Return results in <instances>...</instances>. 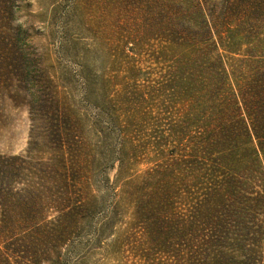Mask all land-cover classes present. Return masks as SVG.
I'll return each mask as SVG.
<instances>
[{"label":"rangeland","instance_id":"374dc122","mask_svg":"<svg viewBox=\"0 0 264 264\" xmlns=\"http://www.w3.org/2000/svg\"><path fill=\"white\" fill-rule=\"evenodd\" d=\"M205 2V18L221 17ZM144 8L137 16L115 0H0V156L24 158L30 142L54 146L39 141L54 106L43 102L48 94L72 116L82 149L102 156L91 192L119 213L101 241L63 250L64 264H184L191 251L209 254L198 242L210 234L201 205L234 176L200 149L217 131V113L233 108L243 56L216 48L209 61L206 41L168 28L175 12ZM241 180L251 199L262 198L245 217H228L227 235L209 248L229 264H264L253 236L264 232V181Z\"/></svg>","mask_w":264,"mask_h":264},{"label":"trees","instance_id":"16d2710c","mask_svg":"<svg viewBox=\"0 0 264 264\" xmlns=\"http://www.w3.org/2000/svg\"><path fill=\"white\" fill-rule=\"evenodd\" d=\"M115 1L137 16L139 10L145 15V6L159 8L161 15L168 10L175 12L176 16L167 22L168 28L176 35L206 41L209 61L216 48L243 56L238 61L233 108L230 110L225 104L217 113L212 128L217 131L200 149L234 176L226 179L222 191H214L201 205L199 222L210 234L207 239L198 238V242L209 249V254L191 251L190 258L184 261V264H229L228 258L213 254L209 243H215V237L220 241L227 235L228 217H245L262 198L258 195L251 199L241 179L264 181V39L261 40L264 0H214L221 14L215 18L203 16L205 0H171L166 5L163 0ZM179 14L194 16L184 21L177 18ZM49 99L44 94L43 102L54 106L46 114L47 134L39 141L54 146L38 148L30 142L24 158L0 156V264H64L63 250L81 253L87 244L107 237L111 224L119 217L117 211L107 209V196H94L91 192L95 167L102 156L82 149L74 133L72 116L58 101ZM33 153L35 159L31 157ZM47 153L52 156L48 162ZM32 160L35 172L24 177L23 170ZM245 163L253 164L255 170L242 167ZM236 164L240 166L238 169ZM49 209H54L53 213ZM164 225L161 223L158 229ZM153 231L157 228L145 227V232ZM253 236L256 246L264 251V232L257 230ZM74 244L79 245L73 252ZM156 248L163 254L170 252L164 243Z\"/></svg>","mask_w":264,"mask_h":264}]
</instances>
